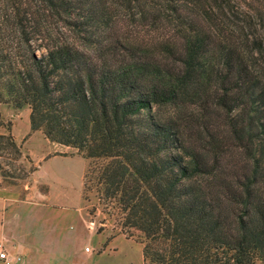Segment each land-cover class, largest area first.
<instances>
[{
	"label": "trees",
	"instance_id": "obj_1",
	"mask_svg": "<svg viewBox=\"0 0 264 264\" xmlns=\"http://www.w3.org/2000/svg\"><path fill=\"white\" fill-rule=\"evenodd\" d=\"M257 1L251 15L245 0H163L169 38L144 48L108 35L105 59L51 37L62 26L85 46L109 31L102 0H0V106L27 109L30 133L77 151L89 214L138 243L144 264H264ZM1 116L0 159H18Z\"/></svg>",
	"mask_w": 264,
	"mask_h": 264
},
{
	"label": "rangeland",
	"instance_id": "obj_2",
	"mask_svg": "<svg viewBox=\"0 0 264 264\" xmlns=\"http://www.w3.org/2000/svg\"><path fill=\"white\" fill-rule=\"evenodd\" d=\"M154 1L139 0L145 14L142 17V14H137V8L134 10L127 8L123 0H102L107 10L105 17L110 20L111 29L106 32L99 29L97 33L89 36V40L84 45L91 44L93 48L82 46L75 35L62 26L53 27L51 37L58 36L60 41H68L82 49H89V51L102 50L104 52L102 56L105 59L110 57L112 49L111 42H107L108 39L105 38L108 35L121 42H132L137 46L149 48L146 46L156 45L161 41L162 36L172 29V23H168L170 21L163 14V0ZM244 5L251 15L257 10L263 12L257 0H245ZM160 8V16H158L156 13ZM169 35L170 32L168 38ZM40 51L36 50L35 54L39 55ZM26 111L22 109L17 112L11 110L10 107L0 106L2 119L10 124L12 135L18 137L16 142L20 152L17 159L11 150L3 149L0 162L7 173L4 176L0 174V187L6 190H17L20 193H33L34 199L48 204L52 211L59 214L60 218L67 214L66 221H63L67 234L74 235L75 251L81 255L85 247L87 251L89 250L87 255H94L99 240H104L102 248H106L109 241L115 237L131 240L120 234L116 225L103 215L100 209H97L93 215L89 214L90 205H85L81 199L86 162L76 150L52 143L39 132L35 134L28 132ZM0 133H3L2 129ZM98 227H101L102 231L98 232ZM99 235H102L103 239ZM131 245L139 258V244Z\"/></svg>",
	"mask_w": 264,
	"mask_h": 264
},
{
	"label": "crops",
	"instance_id": "obj_3",
	"mask_svg": "<svg viewBox=\"0 0 264 264\" xmlns=\"http://www.w3.org/2000/svg\"><path fill=\"white\" fill-rule=\"evenodd\" d=\"M13 139L16 142L18 137ZM34 198L30 192L0 187V244L8 259V263L0 261V264H144L141 246L138 258L131 247L138 243L121 237L110 240L106 248L101 247L104 240H99L94 255H87L86 247L83 255L77 253L74 235L67 234L63 222L68 215L60 218L48 204Z\"/></svg>",
	"mask_w": 264,
	"mask_h": 264
},
{
	"label": "built area",
	"instance_id": "obj_4",
	"mask_svg": "<svg viewBox=\"0 0 264 264\" xmlns=\"http://www.w3.org/2000/svg\"><path fill=\"white\" fill-rule=\"evenodd\" d=\"M85 251H87V248H85ZM0 261H2L4 263H8L7 254H6L2 244H0Z\"/></svg>",
	"mask_w": 264,
	"mask_h": 264
}]
</instances>
